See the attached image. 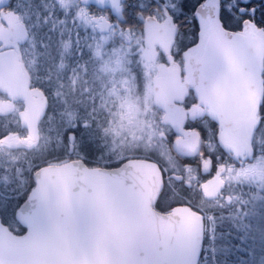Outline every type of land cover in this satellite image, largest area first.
Wrapping results in <instances>:
<instances>
[{"label":"flooded vegetation","instance_id":"flooded-vegetation-1","mask_svg":"<svg viewBox=\"0 0 264 264\" xmlns=\"http://www.w3.org/2000/svg\"><path fill=\"white\" fill-rule=\"evenodd\" d=\"M49 2L48 11L68 21L67 26H57L56 33H51L52 39L63 30L64 43L60 45L68 44L69 48L62 55L63 61L57 55L50 60L48 74H43L39 62V28L33 25L37 13L43 16L42 24L48 13L44 8V11L36 9L31 14H25L22 0H0V54L8 51L17 53L24 72L29 75V89L34 92L26 100L13 95L0 84V117L7 124L18 127L15 134L2 142L28 143L37 147L43 139L44 129L50 124L53 127L51 119L46 121L45 116L47 111L56 109V99L54 96L40 99L39 93L32 87L26 67L31 57L35 81L37 76H50L51 80L57 77L65 79L66 95L69 97L77 91L79 81L85 92L90 89L91 97H98V127L106 132V137L98 133V140H110L108 145L118 165L129 159H146L157 166L163 181L155 204L157 210L169 212L176 206L195 209L204 216L205 222H209L214 236L222 215L228 218L237 209V194L231 192L241 189L242 183L233 182L231 178L237 171L243 170L246 162H243V147L248 156L253 152L254 129L251 153L248 154L243 142V129L237 123L245 117L243 111L235 118L233 129L224 125L214 108L216 96L205 83L207 72L199 66V62L210 35L209 10L213 5L226 29L243 33L247 21L244 25L241 21L236 29L226 26L224 20L241 16L235 9H231L228 15L224 14L228 0L224 3L221 0H204L198 17H192L189 12V22L181 20L177 23L168 12L149 16L145 11L142 13L143 23H133L131 28L117 21L119 27L115 39L105 49L115 48L117 51L107 57V71H104V58L93 59L95 45L102 34L94 18L89 17L87 6L78 4L77 0ZM232 2L235 3V0ZM77 29L79 41L76 38ZM121 31L122 37L119 35ZM103 34L109 35L108 32ZM93 36L95 39H92ZM252 39L255 43V38ZM51 43V47H58L56 42ZM85 45H91V49ZM147 51L148 57L144 54ZM81 52L84 55H80ZM61 63L64 68L60 67ZM262 91L263 88L261 96ZM78 94L86 101L91 98L82 92ZM193 117L196 118L195 124L202 125L206 131L198 133L196 129L189 128ZM30 128L37 129L36 139H32ZM21 129L26 131L25 137L20 136ZM157 129L166 132L168 137L164 151L149 147L151 134ZM175 142L179 144V151ZM209 142L214 151H209ZM233 147L239 148L241 154H235ZM65 161L69 160L62 162ZM164 169L167 172L162 171ZM170 175H175L176 179L169 181L167 177Z\"/></svg>","mask_w":264,"mask_h":264},{"label":"water","instance_id":"water-1","mask_svg":"<svg viewBox=\"0 0 264 264\" xmlns=\"http://www.w3.org/2000/svg\"><path fill=\"white\" fill-rule=\"evenodd\" d=\"M209 11L210 35L199 66L216 96L214 108L233 129L237 115L256 96L258 81L248 78L256 48L249 21L245 32L232 31L221 24L215 5ZM0 84L26 100L34 94L15 51L0 54ZM237 123L250 154L252 123L244 117ZM30 134L36 139L37 129L30 128ZM38 169L21 203L28 206L15 214L25 231L15 233L0 219V264L200 263L204 217L188 206L169 212L155 208L163 181L152 161L91 167L73 159Z\"/></svg>","mask_w":264,"mask_h":264},{"label":"trees","instance_id":"trees-1","mask_svg":"<svg viewBox=\"0 0 264 264\" xmlns=\"http://www.w3.org/2000/svg\"><path fill=\"white\" fill-rule=\"evenodd\" d=\"M39 10L44 11V6L42 5ZM42 19L43 16H40L41 25H43ZM259 20L260 12L258 11L255 19L251 16L237 15L236 18L233 17V19L224 21L226 26L231 29H236L241 21H243V25L246 21H250L256 27L264 30V24H261ZM47 27H40L38 36L40 49L39 62L42 65L43 74H48V66L51 59L41 55V53L46 51L42 47V43L51 45V42H56L58 47H52L54 52L61 51L63 47L60 44L64 43V38L59 34H56L55 40H48L45 35ZM50 35L53 38V35ZM29 58L30 60L26 67L31 76V84L35 85L37 82L34 80L32 72L33 60L31 57ZM59 58L62 59L63 56H59ZM52 83L54 86L57 84L62 85L59 89H55L61 95L59 99L54 96L56 99L55 107H57L53 111H47L45 116L46 121L49 118L51 119L53 127L50 124V127L44 129L43 139L37 147L31 146L28 143L14 144L2 142L3 139L6 140L12 133L15 134L18 127L7 124L3 120V117H0V192L12 197H18L20 203L25 200L34 185L33 173L44 165L76 158H82L91 167H114L118 165L114 161L115 157H112V152H108L107 149L98 151L93 155L86 153L81 155L76 151L67 153L63 150L62 145L57 144L55 134H49V129L55 128L61 119L57 113L63 109L65 113L71 111L77 119L81 117L90 118L93 128H97L100 120V114L97 111L99 99L98 97H91L92 90L88 89L85 92L84 87H80L79 81L76 85L77 91L72 93L71 97L66 95L65 79L57 77L55 80H52ZM80 92L87 95L86 97L91 98H87L86 101L84 96H79L78 93ZM262 92V99L259 105L260 119L257 127L264 124V70ZM84 102H87V104H83ZM63 118L67 119V115ZM19 133L21 137H25L26 135V131L22 129L19 130ZM98 135L97 133V137ZM102 142L108 145L110 140L106 138ZM108 146L110 147V145ZM256 163L257 161L249 162L246 160L243 164V171L245 169L248 171V166ZM16 203L17 200H12L8 210L0 215V219L10 230L21 234L25 231V228L16 219V212H13V207ZM228 218L226 215H222V218L218 221L213 238H211L209 222H205V247H207V250L204 249L199 264H264V187L261 188L260 183L253 182L251 176L243 181V213L239 212ZM214 245L216 246L215 251L211 248Z\"/></svg>","mask_w":264,"mask_h":264},{"label":"snow or ice","instance_id":"snow-or-ice-1","mask_svg":"<svg viewBox=\"0 0 264 264\" xmlns=\"http://www.w3.org/2000/svg\"><path fill=\"white\" fill-rule=\"evenodd\" d=\"M224 3V0H221ZM60 3H64V0H60ZM78 4L86 5L88 8V15L90 18H94V22L98 25L101 30L102 38L95 45V53L93 59L104 58L105 68L104 71H107V57L111 54H114L117 49L113 48L108 51H105L106 46L110 44L111 40L115 39V33L119 24H127L130 28L133 23L142 24V13L147 11L149 16H155L157 12H168L171 13L174 17L175 22L187 20L189 12L192 17L199 16V8L204 3V0H77ZM235 9L239 12L241 16H251L253 19L256 18V14L260 12L261 24H264V0H235V3L232 0H228L227 5L224 7L223 12L225 15L230 14V10ZM45 11L48 13L43 20V25L40 23V13H37L36 23L33 25L36 28L42 26H48L45 33L48 40L52 39L51 33H56L58 25H66V21L62 16H56L53 12L48 11V5L45 4ZM131 13V15H129ZM199 23V21H197ZM104 32H108L109 35H104ZM59 35L64 36V31L61 30ZM119 35L122 37L123 32L121 31ZM77 41L80 39L79 29L76 33ZM95 39V36L92 37ZM35 45L33 44V48ZM42 47L46 50L41 53L45 57L54 60L57 55L62 56L69 48L68 44L63 45V50L56 51L54 53L52 47L47 43H42ZM85 47L91 49V45H85ZM80 55H84L83 52ZM61 68H64L63 63L60 64ZM36 84L32 85L33 88L39 93V96L42 99H47L51 96H55L59 99L61 93L55 89H59L62 85L57 84L53 85L51 77L46 76L40 78L39 76L35 77ZM57 115L61 118L59 123L55 128L49 129V134H55L56 141L58 145L63 146V150L67 153H72L73 151L78 152L79 154H88L93 155L98 151L107 149L108 152H112V148L108 145L103 144L102 141L98 140L97 133H100L101 136L106 137V132L100 128H93V124L90 123V118H79L73 115L71 111L67 113L62 109ZM67 115V119L63 117ZM195 117H193V123L189 124V128L196 129L197 132L206 131L202 125L195 124ZM219 137V132L217 133ZM167 134L160 129H157L154 133L151 134V139L149 141V147L152 150L164 151L167 144ZM177 147L176 150L179 151V144L175 142ZM209 151H214V147L209 142ZM260 158H264V124L258 126L253 132V152L250 156L247 157L249 162H255ZM39 169H37L38 171ZM167 172V169L162 170ZM169 181L175 180V175H170L167 177ZM17 200V203L13 207V212L19 211L22 207L28 206L27 201L23 204L19 202L18 197H12L6 193L0 192V215L5 213L12 200ZM214 251V250H213Z\"/></svg>","mask_w":264,"mask_h":264},{"label":"rangeland","instance_id":"rangeland-1","mask_svg":"<svg viewBox=\"0 0 264 264\" xmlns=\"http://www.w3.org/2000/svg\"><path fill=\"white\" fill-rule=\"evenodd\" d=\"M23 3V11L25 14H31L36 9H39L42 5L45 8V4L49 5V0H22ZM64 5H62L63 8ZM30 18V17H28ZM244 28V26H243ZM244 31V30H243ZM252 37L255 38L256 42L254 43L256 47V55L253 69L249 72L248 77L252 81H258L259 86L257 89L256 97L253 102L250 103L248 109L244 114L245 118L251 121L253 125V129L255 130L260 119L259 114V105L261 103V90L263 88V70H264V30L256 27L254 24L251 27ZM146 57H148V51L146 53ZM235 154H241V150L239 148L233 147ZM248 155L246 154V150L243 147V162L247 160ZM249 171V172H248ZM248 171L245 169L244 171H237L235 175L231 178L233 182L242 183V188L238 189L236 192H231V194L236 193L237 199L235 204L237 203V209L234 211L236 213H243V181L248 179L250 176L252 177L253 182L260 183L261 188L264 187V159L260 158L257 160L256 164H252L248 166ZM244 177V180H243ZM234 189V187H233ZM207 206V205H206ZM210 234L213 238V231L210 229ZM211 248L215 251L216 246L214 245ZM207 250V247H205Z\"/></svg>","mask_w":264,"mask_h":264}]
</instances>
